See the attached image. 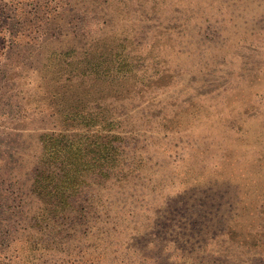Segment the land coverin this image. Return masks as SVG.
I'll return each mask as SVG.
<instances>
[{
  "label": "rangeland",
  "instance_id": "1",
  "mask_svg": "<svg viewBox=\"0 0 264 264\" xmlns=\"http://www.w3.org/2000/svg\"><path fill=\"white\" fill-rule=\"evenodd\" d=\"M0 264H264V0H0Z\"/></svg>",
  "mask_w": 264,
  "mask_h": 264
}]
</instances>
